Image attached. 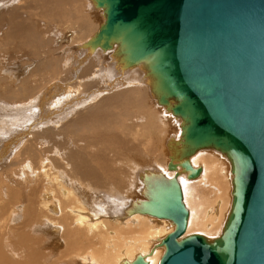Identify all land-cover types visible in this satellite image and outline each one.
<instances>
[{
    "label": "bare ground",
    "instance_id": "6f19581e",
    "mask_svg": "<svg viewBox=\"0 0 264 264\" xmlns=\"http://www.w3.org/2000/svg\"><path fill=\"white\" fill-rule=\"evenodd\" d=\"M5 1L0 0V3ZM46 1L47 3L51 2V0ZM70 1L72 0H68L67 3H70ZM43 2L44 0H40V3L43 4ZM89 2L90 7L101 12V16L105 20L103 7L96 6L94 0ZM65 3L63 0H56L53 9L55 8L60 12ZM77 6L79 7L77 8ZM77 6H75L77 11L80 8H85L86 11L88 7L85 2ZM75 12L72 10V14H66L65 16V19L67 16L71 19H67L69 22L76 20L77 25H73L76 27H71V23H68L72 30L76 28L78 30H93L96 27L95 20H90L87 17L77 18ZM4 21L0 18V23ZM3 25L2 23L0 28H3ZM69 26L65 29H68ZM48 32L42 31L44 35H47ZM11 34V37H14L15 34L18 35L21 40L20 43L9 49L12 54L25 50L38 61L41 57V50L49 43L41 41L39 35L31 31L29 23L26 22H18L15 34L13 31ZM70 38L72 37L70 36ZM73 40L76 39H72L71 42H74ZM81 47L82 49H88L87 51L92 50L93 53L97 49V47H91L90 44L84 43ZM113 48L110 50H113ZM86 56L92 59L89 52ZM112 57H116L115 54ZM85 59V54H83V57L74 54L71 60L59 59L61 66L68 70L71 79L78 83L79 88L83 82L77 81L81 73L78 76H73L82 68V61ZM120 60L122 61V59ZM53 61L55 62L56 59H53ZM40 66V70L44 72L43 78L48 74L55 77L56 73L59 72L52 65H45L43 60L40 62ZM106 66L107 64L102 63V68ZM124 66L123 64L118 69L119 77L117 74L115 78L105 81L102 86H99L100 88H96L97 90L94 91L103 89L106 92L115 88L124 89L126 93L123 101L124 108L119 113L99 106L94 109L95 113L90 112L88 118H85L86 111H83L68 119L64 124L59 119L50 118L51 120L46 122L50 125L47 128L49 133L44 134V130H42L40 134H33L34 138L32 139L25 137V142L22 139V145L19 148L16 147L13 159L10 164L6 165L7 169L5 167L0 169V195L7 187L10 188L13 194L21 192L25 196L30 193L24 202L26 218L23 221L17 220L12 215V200L1 202L0 217H3L0 218V240H3L7 233H12V227L22 223V227H25L28 232L35 230V227L40 230L34 231L32 234L33 237H39L37 239H32L28 233L22 230L15 236L12 245L5 247L0 245V264H75L77 261L81 264H127L132 263L138 255H141L148 264H158L164 249L161 247V241L174 229L171 222L139 213L137 210L129 214L118 210L119 218H115L112 206L107 209L103 206L107 203L106 201L102 204L98 200L99 202L96 203L93 197L95 190L90 188V184H99L109 192H114L123 187L121 191L126 194L138 190L144 199L145 187L142 189L144 176L158 171L155 166L151 167V161H153V165L154 162L158 161L159 164L162 163L159 157L161 153L158 155V150L163 139L158 134L160 129H157L156 125L170 129L171 124L169 121L165 117H161L164 112H170L156 101L151 90L153 78L143 64L138 65L140 66L138 69H134L135 67L125 68ZM94 69L85 78H94L96 71ZM127 70H131L128 79L140 70L145 78L130 81L133 86H128L129 80L121 81V76ZM42 82L47 83L44 79L40 80V83ZM17 87L14 91L9 87L7 92L13 91L14 98L19 97L26 100L29 106L33 105L34 107L27 105L30 112L33 111V108L34 110L38 109L37 116L34 113L33 115L38 117L37 119L44 120L43 122L52 115V113L49 115L48 111L51 110L49 108L53 100L58 99V104L61 107L85 101L77 98L79 93L76 91L78 89L67 85L61 87L59 83L46 87L42 95L39 94V90L33 92V88L26 89L29 86H25L24 82ZM100 93L103 94V92ZM27 95H30L29 98H27ZM80 95L83 99L85 98L83 97L85 95ZM147 95L151 100L154 98L156 104L164 108L165 111L161 114H158L157 111L158 115L156 117L153 115L154 112L151 114L149 111L151 106L147 105ZM152 108L154 110L153 104ZM15 113L17 114V112ZM82 113H85L84 116L79 117ZM170 115L172 116L171 113ZM22 118L28 120L30 116L27 118L25 115ZM143 118L145 119L142 120ZM37 119L35 118V121ZM125 121L129 123L127 124ZM173 122L175 121L173 120ZM5 124L8 126L7 122ZM2 128L0 126V130ZM42 129L44 128L42 127ZM63 129H70L71 136L61 134ZM169 134L165 138V143L162 142V148H160L161 152L167 157H169L174 147H180L177 146V143H180L182 139L179 132L176 142H171ZM40 137L45 139L37 140ZM13 139L16 140L17 138ZM128 151L130 154L126 153ZM164 154H162V157H164ZM2 155L4 156V153ZM189 159L192 167L201 168V173L191 184L189 183L193 186L192 189L195 188L197 192L194 191L196 194H191V197L189 195L190 199L187 197L183 183L181 185L183 201L189 212L187 228L183 236L198 233L212 239L220 233L231 203L229 162L219 153L208 149L196 151L189 156ZM63 161H65L64 167L61 166ZM158 166L160 167V165ZM167 171L169 170L167 169ZM13 176L25 179L23 182L20 181L21 183L13 179L10 184L9 179L6 180V178H12ZM178 179L181 182H183L182 179H187L183 170H180ZM56 190H59L62 195L56 194ZM36 192H38V195H35ZM204 192L208 195H205ZM117 197L120 199L118 195ZM103 198L106 199L107 197ZM14 199L17 200V197H14ZM122 202L129 203L130 199L125 198ZM139 202L141 201L131 206L139 205ZM40 204L41 210L38 209ZM42 209H46V212ZM49 231L52 235L47 233ZM61 238L64 239L61 240ZM53 241H56L57 244H54ZM43 246L51 248L47 255H42L40 252ZM61 246L62 249L58 250ZM58 251L59 253L63 252V255L69 258L68 262L60 261L61 255L57 256L55 260L52 259L51 256L55 252L58 254Z\"/></svg>",
    "mask_w": 264,
    "mask_h": 264
},
{
    "label": "water",
    "instance_id": "95a60500",
    "mask_svg": "<svg viewBox=\"0 0 264 264\" xmlns=\"http://www.w3.org/2000/svg\"><path fill=\"white\" fill-rule=\"evenodd\" d=\"M94 2L105 20L84 44L114 47L125 68L143 64L156 101L180 121L167 163L174 175H145L144 199L129 208L174 226L158 264H264V0ZM200 149L225 158L231 175L230 207L212 239L183 236L178 176L200 175L189 159ZM127 264L148 263L138 255Z\"/></svg>",
    "mask_w": 264,
    "mask_h": 264
},
{
    "label": "rangeland",
    "instance_id": "374dc122",
    "mask_svg": "<svg viewBox=\"0 0 264 264\" xmlns=\"http://www.w3.org/2000/svg\"><path fill=\"white\" fill-rule=\"evenodd\" d=\"M55 1L56 0H51L50 3H47V1L44 0V2L42 4V3H40V0H8V1L6 0L3 3H0V18L2 19V21L5 20L4 22H2L4 24L3 25L4 27L0 28V107H2V108H0V122H1L0 126L3 127L2 130H0V136H1L0 137V145H1L0 146V164H1L0 169L4 168V167L7 169L6 165L10 164V161L13 159V156L16 153V151H15L16 147L19 148V146L22 145L21 144L22 139H23V142L26 141V138L32 139V138H34L35 133L40 134L42 130H44V134H48L49 129H47V128H49L48 126H50V125H48V123H46V122H49L51 119H59V121L61 120L62 124H64L68 119H70L71 117H74L79 112L86 111L85 118H88L90 112L95 113L94 109L98 108L99 106H100V108L104 107V108H107L109 110H112L115 113H119L124 108V102L123 101H124L125 95H126L124 89L120 90V89L115 88V89L108 90L106 92H104L103 89H99V91L94 92L95 90L100 88L99 86H102L105 81H109L110 78L113 79V77L115 78L117 76V74L119 77L118 69L121 68L120 66L123 65V62L119 59V57H112L115 54L114 48H113V50H110V51H102L101 49H99V47H97V49L93 53L92 50L87 51L88 49H82V47H81V45L83 43L87 42L90 39V37L93 36L97 32L99 26L103 23L104 19L101 16V12H99L98 10H96L93 7H90V4H89L90 0H72V1H70L71 4L67 3L68 0H63L64 2L67 3V4L66 3L65 4L68 7L64 4L63 9H61V11L58 12V10H56L55 8L53 9ZM84 2L88 6L86 8V11H85V8L84 9L80 8L77 11V8L79 7L77 5H81ZM43 6H44V8H43ZM75 6H77V8H75ZM72 8H74V9H72ZM72 10L74 12L76 11L75 14H76L77 18L87 17L90 20L91 19L95 20L96 27L93 30H91V29L90 30H86V29L78 30L77 28L74 29L75 31L72 30L71 27H76L73 25H77L76 20H74V21L72 20L69 22L68 20H71V19H69L68 16H67L68 18L66 17V19H65L66 14H70V13L72 14ZM69 11H71V12H69ZM45 14L47 15V17H45L46 16ZM63 15H64V17H63ZM98 20L101 22H99ZM18 22L29 23V27H31V31H33L37 35H39V37L41 38V41L46 42V43L49 42L48 45H46L41 50V57H40L39 61L35 60L25 50L20 52V53H13V54L9 50L11 47H14V45H17L18 43L21 42L18 35L15 34V30L17 28ZM73 22H75V23H73ZM2 23H0V25ZM68 23L69 24L73 23V24L72 25L70 24V26H71L70 27L68 25ZM67 26H69L70 28L68 27V29H65V27L67 28ZM12 31L15 34V36H14L15 38L10 36V35H12L11 34ZM42 31L43 32L49 31V32L47 35H44L42 33ZM70 36L72 38H70ZM8 37H9V39H8ZM5 39H7V40H5ZM72 39H76V40L75 41L73 40L74 42H71ZM70 42L72 43V45ZM12 43H13V45H12ZM66 46H68V47L66 48ZM87 52H89L92 55V59L91 58L89 59V57L86 56ZM74 54H78L79 57H83V54H85V57H86V59L84 61H82V68H80L79 71L77 73H75V75L73 76V77L78 76L79 73H81L79 75V78L77 79V81H83L80 85V88L78 87L79 86L78 83H76L73 79H71L72 77L68 74V70L66 68L62 67L61 64L59 63V59H62V58H64V59L66 58L68 60H71L72 56ZM53 59H56V61L54 62ZM42 60L45 62V65L50 64L59 71L56 73L55 77H51V75L48 74L47 76H45L43 78L44 72L40 70V67H41L40 62ZM102 63L107 64V66L102 68ZM112 66H114V67H112ZM46 67H48V66H46ZM139 67L140 66H137L134 69H138ZM131 68H133V67H131ZM48 69H50V68L48 67ZM93 69L97 71V72L95 71V73H94L95 74L94 78H92V77H88L89 79L85 78L86 76L89 75V73L92 72ZM113 71H115V72L112 73ZM130 72H131V70H127L124 73L125 76L124 75L121 76V78H122L121 81L129 80V82L127 83L128 86H133L132 83H130V81H138V80H140V78L141 79L145 78L142 75L141 70H140L139 72L134 74L130 79H128L129 78L128 75ZM145 76H147V75L145 74ZM42 79L46 80L47 83H45V82L40 83V80H42ZM98 79H99V81H98ZM23 82L25 83V86L26 85L29 86V88H26V89L33 88V92L39 90L40 95L43 94L44 89L46 87L51 86L53 84L59 83V84H61V87H63L64 85H67V86H70L74 89H78L76 91L79 93L77 98H81V100H85V101H81L78 104L66 105L65 107H63V106L61 107L60 104H58V99H55L52 101V105L49 108L51 110L48 111L49 115H51L50 113H52L51 117H47V119H45V122H43L44 120H41L40 118L37 119L38 117H35V116H37V110L38 109L34 110V108H33L32 109L33 111L30 112L27 108L28 102H26V100H22L19 97H16V98L13 97L14 96V92H13L14 89L16 90L18 88L17 86H19ZM9 87H11V90H13L10 93L7 92ZM100 92H103V94H101ZM80 94L85 95V96H83L85 98L83 99L81 97L82 95H80ZM29 96L30 95H27V98H29ZM65 96H66V94H65ZM147 99H148L147 105L149 107L151 106L149 111L151 112V114H153V112H154L153 115L155 117H156V115L161 114L162 112L165 111L164 108H162L161 106L156 104L154 98L151 100V98H149L147 95ZM12 104H14V106H12ZM53 104H54V106H53ZM152 104L154 106V110L152 108ZM30 106L34 107L33 105H30ZM13 108H14V110H13ZM57 110H59V111H57ZM21 111H22V113H21ZM157 111H158V114L156 113ZM15 112H17V114ZM56 112H57V114H56ZM33 113L35 114V116L33 115ZM84 114L85 113H82L79 117H83ZM22 115L23 116L26 115L27 118L30 116V118L28 120H23ZM161 117H165V119H167L169 121V123L171 124V128L166 129L163 127L161 128L160 126L156 125V123H155V125L157 126V129H160L158 131V134L163 139L162 142L165 143V140H166L165 138L168 137L167 136L168 133H170L169 134L170 141L174 142L177 139L176 137H178V134L180 132V129L177 127L180 123L179 119L172 117L170 115V113H166V112H164V115H162ZM35 118L37 119L36 121H35ZM145 118H143L142 120H144ZM172 119L175 122H173ZM124 120H126V119H124ZM6 122H7L8 126L5 124ZM37 122L40 124L44 123L45 125L44 124L40 125ZM125 123L128 124L129 122L125 121ZM6 126H7V128H6ZM174 126H176V127H174ZM42 127L44 129H42ZM4 129H5V131H4ZM69 130L70 129H63L61 131V134H64V136H71V133L69 132ZM5 136H6V138H5ZM15 137L17 139L12 140V138H15ZM41 139H45V138L40 137L37 140H41ZM162 142H161L159 150H158V155H160V153H161V155L159 157H160V162H162V163L159 164V161L157 160L158 162H156V163L154 162V165H153V161H151V167L155 166V168H157L158 171H160L161 173L166 175V177L171 178L173 176L174 172L173 171H167L166 165L169 161V157H167V155H165L160 150V148H162L161 147ZM177 146H179V143H177ZM2 153H4V156L2 155ZM126 153L130 154L129 151ZM162 154H164L163 155L164 157H162ZM158 165H160V167ZM61 166H63V167L65 166V161H63L61 163ZM167 172H169V173H167ZM17 177H18V179H17ZM17 177L13 176L12 178H6V180L9 179L10 184H11L13 179L14 180L16 179L15 181H17V182H20V181L23 182L25 179V178H20L19 176H17ZM84 180H85V177H84ZM186 180L182 179L183 182H181V181L180 182H181V185L183 183L187 197L190 199V197L192 196L191 194H194L196 191H195V188L193 190L192 189L193 186L190 185L193 180L188 179L187 180L188 182ZM14 183H12V185H14ZM90 188L95 190V195L93 197H94V201L96 203L99 202L98 200H100L102 204H103V202L106 201L107 203L103 206L106 207L107 209H108V207L111 208V206H112V209H114L113 214H114L115 218H119V215L117 213L118 210L124 211L125 213L128 212L126 214H129L130 213L129 208L132 207L131 205H134L136 202L143 200V197H141L138 190H134L132 192H127V194H126V193L121 191V189L123 187L117 189L114 192L113 191L109 192V190L104 189L99 184L98 185L90 184ZM55 192H56V194L62 195V193L59 190H56ZM130 193H132V194H130ZM23 194L24 193H21V192L13 194V193H11L10 188L7 187L3 190V192L0 195V198H1L0 204H1V202L7 201V200L13 201V205L11 207V213L19 221H23L26 218L24 202L30 193L25 195V196ZM111 194H112V196H111ZM133 194H135V195H133ZM204 194L208 195L206 192H204ZM35 195H38V192H36ZM117 195L120 197L121 201L117 197ZM189 195H190V197H189ZM102 196L107 197V198L105 199ZM199 196H201V195H199ZM14 197H17V200H15ZM125 198L130 199V202L129 203L122 202V200ZM38 209L41 210V204L38 206ZM43 211L46 212V209H44ZM2 217L3 216H1L0 218H2ZM22 224L12 227V233L11 234L7 233L5 238L3 240H0V245L2 247L12 245L15 241V236L22 230H24L25 233H28V235L32 239L39 238V237H33L32 236L34 231H40L38 228L35 227V230L28 232L27 230H25V227H22ZM47 233H49V235H52V234H50V231ZM63 239L64 238H61V240H63ZM53 242H54V244H57L56 241H53ZM61 245H62V243H61ZM62 246L59 248L57 247L58 250L62 249ZM49 250H51V248H49L48 246H43L42 249H40V252L42 255H47L49 253ZM61 253H59V251H58V254H57V252H55L54 255L51 256V257H53L52 259L55 260L57 258V256L61 255L59 260L63 261V262H68L69 258H66L63 255V252H61ZM70 264H74V263H70ZM75 264H81V263H78V261H77Z\"/></svg>",
    "mask_w": 264,
    "mask_h": 264
}]
</instances>
